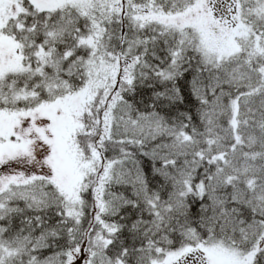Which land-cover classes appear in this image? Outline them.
<instances>
[{
    "label": "snow or ice",
    "instance_id": "snow-or-ice-1",
    "mask_svg": "<svg viewBox=\"0 0 264 264\" xmlns=\"http://www.w3.org/2000/svg\"><path fill=\"white\" fill-rule=\"evenodd\" d=\"M0 264H264V0H0Z\"/></svg>",
    "mask_w": 264,
    "mask_h": 264
},
{
    "label": "trees",
    "instance_id": "trees-1",
    "mask_svg": "<svg viewBox=\"0 0 264 264\" xmlns=\"http://www.w3.org/2000/svg\"><path fill=\"white\" fill-rule=\"evenodd\" d=\"M0 171H2V169H0Z\"/></svg>",
    "mask_w": 264,
    "mask_h": 264
}]
</instances>
